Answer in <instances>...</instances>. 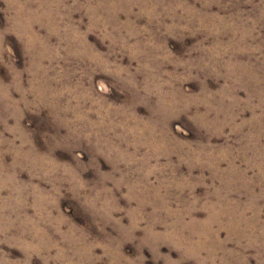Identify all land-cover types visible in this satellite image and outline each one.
<instances>
[{
    "label": "rangeland",
    "instance_id": "obj_1",
    "mask_svg": "<svg viewBox=\"0 0 264 264\" xmlns=\"http://www.w3.org/2000/svg\"><path fill=\"white\" fill-rule=\"evenodd\" d=\"M0 264H264V0H0Z\"/></svg>",
    "mask_w": 264,
    "mask_h": 264
}]
</instances>
